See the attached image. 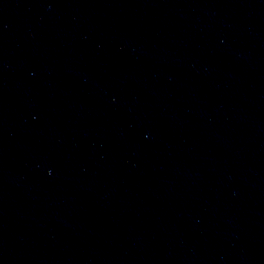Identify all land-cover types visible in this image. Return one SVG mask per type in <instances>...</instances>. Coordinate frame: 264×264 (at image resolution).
<instances>
[{
	"label": "water",
	"instance_id": "water-1",
	"mask_svg": "<svg viewBox=\"0 0 264 264\" xmlns=\"http://www.w3.org/2000/svg\"><path fill=\"white\" fill-rule=\"evenodd\" d=\"M0 264H264V0H0Z\"/></svg>",
	"mask_w": 264,
	"mask_h": 264
}]
</instances>
